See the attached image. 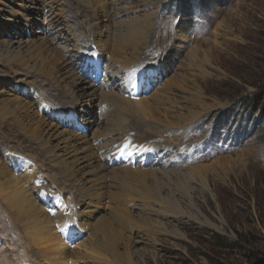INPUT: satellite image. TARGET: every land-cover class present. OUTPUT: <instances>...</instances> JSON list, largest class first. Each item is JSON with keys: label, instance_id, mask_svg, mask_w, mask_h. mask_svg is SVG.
<instances>
[{"label": "rangeland", "instance_id": "1", "mask_svg": "<svg viewBox=\"0 0 264 264\" xmlns=\"http://www.w3.org/2000/svg\"><path fill=\"white\" fill-rule=\"evenodd\" d=\"M43 1L46 8L38 11L36 4H41ZM90 1L0 0V46L5 47L16 38H19L24 46L36 45L41 49L38 67L49 63L45 50L58 51L63 57L75 58L78 61L80 65L74 69L77 76L96 85L98 89L101 87L111 91L114 88L113 85H120V89H114L113 92L119 93L134 106L142 99L153 103L152 100L160 94L167 100L170 97L172 103L176 102L173 105L167 101L166 105L161 107L163 110L164 108L172 109L173 106L174 110H170L172 115L180 114L182 117L197 115V120L186 128L189 129L187 135L183 132L178 135V137L184 136L185 142H180L182 145L178 141L175 142V138H168L166 134L163 138L154 140V143L159 146L164 145L165 148L174 150L184 149L185 151L188 146H192L191 159L197 155L196 163L187 165L186 157H183L179 160V169L173 170L169 169V165L175 155L162 159L158 154L157 157L151 158L146 168L142 166L145 156L138 154L136 156L141 157L138 158L137 165L133 169L138 170L141 164L142 170L148 172L144 173L146 174L143 175L146 176L144 180L141 178L143 176L137 175L134 181L138 178L137 182L147 180L146 188L144 182L140 184L136 181L123 182L133 184L132 190L140 185L136 187V191L143 189L140 193L144 195L148 193L144 191L148 185L155 189L153 181L156 178L152 179V177L161 175L156 180L163 179L164 183L161 185H167V187L163 186L164 191L161 190L162 199L171 203L174 200L176 202L178 197V204L182 206L185 217L179 223L172 218L166 219L163 215L165 210L162 202L157 201V196H153L149 202V197L144 198L146 194L138 199L140 195L137 193L139 197L135 198L137 197L135 191L131 195L133 196L135 192L134 196H136L131 198L130 195L131 199L126 196L125 200H123L124 197L116 200L115 196L121 192L109 189L110 191H106V196L85 201L72 199L73 192L66 194L55 189V186H51L53 190L48 192V183H51L48 175L52 173H44L39 167L43 165L38 156L39 151L33 149L35 146L30 138L15 127H6L0 122L1 163L11 168L12 164L7 160L11 154L18 160L21 158L26 164L32 163L34 157L40 159L37 160V170L33 172L37 175L32 174L33 182L30 181L32 183L30 184L32 187L35 183L39 193L48 192L46 197L48 200L45 204L42 201L45 211L51 216L54 215L53 212L62 211L66 225L72 229L76 237L78 236L72 242L66 241L71 254H80V258L73 259L74 264H118L119 261H122V264L124 261L126 262L124 264H252L255 259L263 258L264 0H101L102 4L97 6L95 12L84 6ZM116 5L125 8L124 18H119L117 14L115 16L116 12L113 8ZM79 8L80 14L77 13ZM67 16L71 17L69 25L74 29L77 28L79 32L72 28L70 30V26L57 25L58 20ZM92 17H95L94 22ZM127 22L148 24L146 38L154 34L155 39L146 55L148 59H142L141 65L146 68L129 71L125 80L127 67L119 64L121 70L118 75L121 77L112 80L110 72L113 70L108 71L109 55L98 50L100 44L97 45L96 42L103 40L102 46L108 47L110 44L112 46L113 34L124 28ZM93 31L94 37L89 44L87 43V47L86 42L89 41ZM79 33H83L82 36ZM70 34L73 35L71 40ZM77 34L82 37L81 42ZM76 40L80 49L75 45ZM80 55L84 58H80ZM97 55L103 57L101 68L98 66ZM86 59H92L94 63ZM159 62L164 65L163 68H158V72L156 67L160 64ZM151 68L157 71V77H154L153 70L149 71L151 79L140 75ZM137 74L140 75V79L143 78L142 89L147 92V96L140 100H130L126 94V85L134 84ZM21 76V74L9 73L5 65H0L1 105H7L18 97L26 100L31 98L33 103L37 101L38 96L30 85L34 80ZM21 78L25 81L24 85H14L18 82L16 80ZM35 78L46 82L40 88L43 89L41 95L47 99L46 93L49 89L47 83H53V86L57 87V81L39 73ZM136 83L138 85V82ZM146 83L149 85L145 88ZM104 84L109 86L106 87ZM100 93L95 101L96 105L101 103ZM54 94H57V91ZM84 96L87 95L77 94L75 105L73 104L69 110L60 103L57 104L56 110L54 106L50 107L53 111H70L71 115L63 118L64 122L57 117L47 119L51 124L50 127L54 129L51 132V144L54 148L69 141L68 133H74L76 137L88 138L90 143H93L95 151L108 139H118L114 138L115 136L95 137L96 133L102 131L100 128L103 123H106L108 115L105 112L100 115L101 107L95 108V104L90 105V98H84ZM42 102L45 106L48 105V102ZM108 107L112 106L107 103ZM36 112L39 115H33L34 117L44 116L41 111L36 110ZM157 123L150 121L153 127L163 126ZM107 146L112 147L113 143L104 145V147ZM119 146L118 144L110 148L109 153ZM181 167L183 169H180ZM116 168L109 170L114 171ZM194 168H201L197 170L200 171L203 179L197 178L194 182L189 180L193 190L191 194L189 193L191 197L187 195L190 187L187 190L184 187L179 189L175 181L178 176L180 180L190 179L188 174ZM150 170L153 172L149 173ZM17 171L18 174L24 175L23 170L17 168ZM166 174L170 175L169 178L172 177L171 181ZM83 177H86L85 173ZM110 177L105 178L104 182L109 185L119 183L120 180ZM53 178L57 181V177L53 176ZM123 183H121L122 186L118 184L115 187H120L122 190L130 188L129 184L125 186ZM129 188L127 194L132 191ZM149 190L148 188L147 191ZM156 190L158 191L157 188ZM173 193L175 195L172 196ZM163 195L166 196L163 197ZM126 199L133 202L129 207L127 205L126 209H121L124 205L123 201L126 204ZM141 199L144 201L142 202ZM145 200L149 204L145 203ZM128 210L131 212L129 213ZM81 213L84 214L81 215ZM81 219L86 223H88L87 220H91L90 227L97 229L100 224L108 222L106 224L117 240L118 253L121 252L118 260L109 255H103V258L102 254L96 258L97 255L89 249L92 239L88 228L80 227ZM130 219L133 224L130 223ZM2 222L5 224L4 219ZM126 222L133 227H126ZM53 226L56 230H60V223H55ZM2 228L0 226V229ZM4 233L15 238V234L14 236L11 234V229H5ZM3 247L6 252H9V249L0 243V248ZM90 252L91 256H87ZM9 254L11 257L9 260H11L12 253ZM4 255L5 253L0 254V263ZM19 257L23 259L24 253L19 254ZM100 257L104 259V263L100 261ZM97 259H99L98 262ZM15 262L24 263L20 259ZM11 264L16 263L11 262ZM27 264H30V260Z\"/></svg>", "mask_w": 264, "mask_h": 264}, {"label": "bare ground", "instance_id": "2", "mask_svg": "<svg viewBox=\"0 0 264 264\" xmlns=\"http://www.w3.org/2000/svg\"><path fill=\"white\" fill-rule=\"evenodd\" d=\"M58 1L60 2V0ZM101 4H102L101 0H91L90 2L86 3L84 6L95 12L97 10L96 9L97 6ZM36 6H38L37 8H39L38 11L44 10L46 8V4L44 3V1L41 4L40 3L36 4ZM76 9L78 8L76 7ZM113 9H115L114 12H116L115 16L117 14L119 18L125 17L126 15V12L124 10L125 8H123L121 5H116L115 8ZM78 11L77 13L80 14L81 9L79 8ZM70 18L68 16L63 17L61 20L57 21V25L58 26L64 25L65 27L70 26L69 25L71 21ZM92 18H93L92 21L94 22L95 17ZM147 25L146 24L139 25L134 22H127L124 28L122 29L119 28L120 30H117L113 34L114 38L112 40L113 42L112 46L111 44L108 47L102 46V43L104 42L103 40H99L98 42H96L97 45L100 44L98 50H100L101 52H105L106 54L109 55L108 71L113 70L112 72H110V76L112 80H116L117 78L121 77V75H118L119 71L121 70L119 69L120 68L118 66L119 64L120 65L122 64L124 67H127V70L125 71V75H124L125 80L127 79L126 74L129 71L134 69L136 70L137 68L138 69L146 68L141 65L143 62L142 59H148L146 55L150 47L152 46L153 39H155L154 34H151L146 38ZM71 28L72 30L79 32L76 27H75L76 29H74L73 27L70 26V30ZM79 34H81L82 36L83 33H79ZM91 34L92 35L89 36V41H87L86 44L87 43L89 44L91 39H93L94 31ZM81 36L77 34L79 40L82 38ZM69 38L71 40L73 38V35L70 34ZM88 44L86 45L87 47ZM75 45L77 48H79L78 40H76ZM104 45H106V43H104ZM44 53L47 54L48 57L47 60L49 63L47 65H43L42 63L43 66L38 67V64H40L38 60L39 59L41 60L40 57L41 49H39V47H36V45L24 46L22 41L19 40V38H16L12 40L10 43H8L5 47L0 46V65H5L9 73L10 72L12 74L16 73V75L21 74L23 77L26 78L30 77V79H33L34 81L31 82L30 85L31 88H34L36 92L35 95L38 96V98H36L37 101H35L34 103L31 102L32 100L31 98L26 100L25 98L18 97L13 101L8 102L7 105L0 104V122L6 127L8 126L15 127L23 135L30 138L31 142L35 146V148L33 149L39 151L38 156L42 161L41 163L43 164L42 167L41 166L39 167L42 168L44 173L45 172L52 173L48 175V178L51 182L48 183L49 190L46 188L48 192H51L53 190L51 186H55L56 187L55 189L61 190L66 194H68L69 192H73L74 196L72 199H76L78 201L81 200L85 201L90 199L96 200L97 198L100 199L101 197L106 196V191H108L109 189H115L118 192H121V194L117 195L118 197L115 196L116 200H118L117 198H121V197L122 198L124 197L123 200H125L126 196L130 198V195L132 194L133 191H135L136 194L139 193L140 197L138 196V194L137 197H135L136 196V195L134 196L135 192L133 193V196L135 198L139 197L138 199H140L141 196L143 195L140 193V191L143 189L138 190L137 192L136 187L138 185L136 187L134 185L133 187H135V190H132L131 186L133 184L130 183L125 184L123 182L132 181L134 183L136 180L139 179L138 178L134 181V179L137 178V175L138 177L146 175L144 173L148 171L142 170L143 167L141 166V164L138 170L137 169L134 170L133 167L126 165H123L124 168L122 169L112 167L116 169L114 171L109 170L111 168L110 164L112 162V159L109 160V154H110L109 149L115 145L117 146L118 144L121 145L122 143L125 144L128 143L129 142L128 139L132 140L133 142L132 148L134 152H136V155L143 154L145 156L146 154H148L155 156L156 154L157 155L159 154V156L162 157V159H164L166 156H171V155H175V158L178 157L179 158L178 160H176L175 158L172 159V162L169 165V169H173V170L179 169L180 166L179 160L183 159V157H186L185 160L188 162L187 165L194 164L198 161L197 160L198 157H196L197 155L191 159L192 146L187 145L188 149L184 151V149L174 150V149L165 148L164 145L163 147V146H159V144L154 143L155 139L163 138L164 134L168 135L167 136L168 138L171 139L175 138L174 141L175 142L178 141L179 144L182 141L185 142L184 136L178 137V135L180 134V132H183L185 135H187L186 133L187 131H189V129L186 128L192 122L197 120L196 117L197 115L189 116V117H182L180 116V114L172 115L171 111L174 110L173 106L172 109L164 108L165 110H163L161 107L166 105L167 101H169L170 103L172 102L171 99H169L170 97L167 100L166 97H163V95L160 94H157L155 99L152 100L153 103L149 102V100L142 99L140 102H137L136 106H134L130 103V101H127L123 98V96H120L119 93L113 92L114 89H120V85L119 86L117 84L113 85L114 88L111 89V91H108L107 89L104 90V88L101 87H99L98 89L96 85L86 81L84 78L80 76H77L75 74L74 69L76 66L80 64L75 58H65L62 56L60 52L58 51L55 52V50H53V52L45 50ZM92 55L95 56V54ZM79 57L84 58L82 55H80ZM86 60H89L90 63H94V60L92 59H86ZM102 60L103 57L97 55V62L99 67L100 66L103 67ZM159 63L160 64L156 67L157 71L159 67L163 68L164 65V63L162 62ZM164 71H166V69ZM38 73L43 74L49 79H54L55 81H57V87L53 86V83H47L49 87L46 93L48 96L47 99H45L44 96L41 95L43 89L40 88V86L45 85L46 82L35 78L38 75ZM16 81L18 82L17 83L13 82V83L14 85H18V86H23L25 82L22 78ZM104 86L108 87L109 85L107 86L106 84H104ZM55 91H57V94H54ZM99 91H101V93ZM81 93L87 95L84 96V98H90L89 101L90 105L96 103L95 101H97L98 93H100V98H102L101 103L100 105L95 104L96 106L95 108L101 107V111H100L101 113L99 112L100 115H102L104 112L106 113V115H108L106 123H103L102 127L100 128L102 129V131L96 133L95 137L115 136L114 138H118V139H108L106 142L102 143V145L98 147L97 151H95L93 143H90L88 138L76 137L74 133L72 134L68 133L70 134L69 141L66 142V144H61V146L58 145L57 148H54V146L51 144V132L54 129L50 127L51 124L48 122L47 119H50L51 117H55V118L57 117V119H61V122H64L63 118H66L71 115L69 114L70 111H63V112L59 110L53 111L50 107L54 106L56 110L57 104L60 103L61 105L66 106L69 110L71 109L73 104L75 105V101L77 100V94H81ZM42 101L48 102V105L45 106ZM107 103L110 104L112 107L107 108ZM175 103L172 104L175 105ZM168 108L170 107L168 106ZM36 110L41 111L44 116L42 118L34 117L33 115L35 116L39 115L37 114ZM107 110L109 111V113ZM72 115L77 118L76 115L74 114ZM147 120L149 121V123ZM152 120L156 121V123L157 122L160 123V125L163 126H161L160 128L153 127V125L150 124V121ZM91 127L93 126L91 125ZM110 142L113 143L112 147L111 146L104 147V145L106 144L108 145V143ZM180 145H182V143ZM40 159L34 157L32 163L30 162L29 164L28 163L26 164L21 160V158L18 160L17 157L11 154L8 156L7 159L8 162L12 164L11 168L9 167V165L6 166L0 161V226L3 227L2 229H0V243H2L3 246L9 249L8 250L9 252H6L4 250V247L2 249L0 248V254L3 255V253H5V255L2 258L3 260L0 264H11V262L17 264V262L15 261H19V259L24 262L23 264H27L29 260H30V264H36L37 262H38L37 264L39 263L40 264L42 263L43 264H74L73 259H75V257H79L80 255V254L74 255L68 251V246L66 244V241L72 242L74 239H77L78 236L76 237L75 234L72 233V229L68 228V226L66 225L65 216L63 215V212L55 210L56 212H53L55 216L49 215L44 209L45 206L42 204L43 202L45 204V202L48 200L46 198L48 197L47 194L48 192L39 193L38 190L39 188L36 187L35 183L31 187L32 184L31 182H33L31 181V178L33 179L32 174H36L33 172L34 170H37L36 168L37 160ZM105 161H107V163H105ZM73 164L76 166L74 167ZM17 168L19 170H23L24 175H22L21 173L18 174ZM180 169H183V167H181ZM197 169H201V168H194L191 172H189L188 176L191 177L190 179L180 180L179 179L180 176H178L177 180L175 181L177 187L179 189H182L184 187L187 190L189 189L191 182H194V180L197 178L199 179L202 178L200 171ZM151 171L152 170H150L149 173ZM83 173H85L86 177H83ZM163 173L165 175V172ZM52 175L54 177H57V181L56 179L53 178ZM166 175L169 178L170 175L169 174ZM108 176L109 177L111 176L110 178H114L118 181L120 180L119 183L117 181L116 182L121 186H122L121 183L125 184V186L129 184L130 188L127 187L126 190H122L120 187L118 188L115 187L116 185H118L117 183L116 185L111 183L109 185L108 183L104 182L105 178H107ZM148 176H151V174H148ZM145 177L143 176L141 178L145 179ZM159 177L155 176L152 177V179L155 178L157 179ZM156 179L153 181L155 185V189L150 188L149 187L150 185H148L147 189H145L147 184L145 182L147 180L145 182L140 181L145 183V185L142 183L145 186L144 191L146 190L145 192H148L147 194L145 193L146 196H144L145 194L143 195L144 198L149 197L150 201L149 200L148 201L151 202V199H153L152 197L157 196L158 199L157 201H160V203L162 202V207L165 210L163 214L165 218L166 219L172 218L175 222L178 223L181 222L182 218L185 217V215L183 214L182 206L178 204V200H179L178 197H176L177 199L176 202L174 200V202L171 203L169 201L162 199L161 192L164 191L162 190V188L167 187V185H161L162 183H164L163 179H158V180ZM171 180L172 177L169 178V181ZM189 180H191V182ZM140 182L137 183L140 184ZM128 188L132 190L131 193L129 194H127V192L129 191ZM148 188L150 189L149 191H147ZM156 188L158 189V191L156 190ZM192 191L193 190L190 187L189 192H187V195L191 196L190 192ZM182 192L184 193V191H180V193ZM173 195L175 194L173 193L172 196ZM133 196L131 195V198ZM164 196L166 195H163V197ZM144 198L142 197V199ZM130 199L128 200L126 199L125 201L126 204L123 201L122 204L124 205L121 206L122 207L121 209H126L127 205L129 207V205L133 202ZM145 201H146L145 203L149 204L147 200ZM118 207L120 208V206ZM128 211L129 213L131 212L130 210ZM116 213L121 215L119 212ZM82 214L84 213H81V215ZM126 217L128 216L126 215ZM3 219L5 224H3L2 222ZM110 219L111 218H109V220ZM188 219L189 221H191L190 217ZM90 221L91 220H87L88 223H86L81 219L80 227L82 229L88 228L89 230V234L92 239V243H90L89 246L91 252L97 255L96 258L99 256V254H102L101 257H103V255L105 256L109 255L112 258L118 260L119 256L121 255V252L118 253L119 250H118V244L116 242L117 240H115L116 237H114L108 224H106L108 222L100 224V226L97 229L90 227V223H89ZM55 223H60L61 226L59 231L56 230V227L53 226V224ZM130 223L133 224L132 221ZM126 227L132 228L133 226L131 227L129 226V224H127ZM5 229H11V234L12 236H14L15 234V238L7 236L4 233ZM11 248L13 249L11 250ZM87 249L88 248H86V250ZM91 252L88 253L87 256H91ZM9 253H12L11 260H9L11 258ZM21 253H24L23 259L19 257V254ZM101 257H100L101 259L100 261H103L104 263L105 261L104 259L102 260ZM98 260L99 259H97V262ZM105 260H107L106 257ZM119 262L122 264V261ZM119 262L117 263L120 264ZM124 263L126 262L124 261Z\"/></svg>", "mask_w": 264, "mask_h": 264}, {"label": "trees", "instance_id": "3", "mask_svg": "<svg viewBox=\"0 0 264 264\" xmlns=\"http://www.w3.org/2000/svg\"><path fill=\"white\" fill-rule=\"evenodd\" d=\"M252 264H264V257L259 258V259H255V261Z\"/></svg>", "mask_w": 264, "mask_h": 264}]
</instances>
